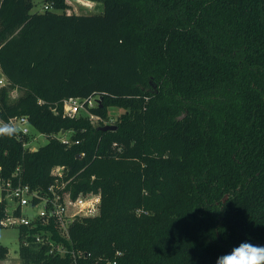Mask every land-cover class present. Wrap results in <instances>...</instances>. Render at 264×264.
Returning <instances> with one entry per match:
<instances>
[{
	"label": "trees",
	"instance_id": "trees-1",
	"mask_svg": "<svg viewBox=\"0 0 264 264\" xmlns=\"http://www.w3.org/2000/svg\"><path fill=\"white\" fill-rule=\"evenodd\" d=\"M46 1L57 11L0 0V120L27 116L49 138L33 150L0 135L2 176L20 168L44 191L65 166L74 197L102 201L64 239L77 261L22 226L21 264H216L264 245V0H102L99 13ZM93 95L102 119L124 109L116 129L65 114L66 99ZM5 216L0 200V227Z\"/></svg>",
	"mask_w": 264,
	"mask_h": 264
},
{
	"label": "built area",
	"instance_id": "built-area-1",
	"mask_svg": "<svg viewBox=\"0 0 264 264\" xmlns=\"http://www.w3.org/2000/svg\"><path fill=\"white\" fill-rule=\"evenodd\" d=\"M68 1V0H66ZM53 2L48 1L41 11L50 10L53 8ZM0 86L6 84L7 79L0 71ZM99 96H90L87 98L71 97L64 102L65 114L68 116H77L84 109L91 119L98 123L103 121L104 125L115 124L114 118L102 119L100 116L91 112V108L99 105ZM2 124H9L17 131L15 132L19 139L24 141V146L33 149L30 141V123L27 116L11 117L8 121ZM103 125V124H101ZM28 137V139H24ZM61 141L66 145L74 143L73 139L68 138V134L62 131L60 134ZM79 143V140L75 141ZM35 150V149H33ZM65 166H57L52 170L56 180L47 190L33 189L29 184L23 182L20 175V168L14 173L11 178L2 176V166L0 165V200L6 202V216L2 223L17 225L19 227L26 226L35 228L41 226L35 241L43 245H47L49 253L56 255H66L70 253L75 261L83 255L81 251L70 250L64 239L70 240V226L77 217L94 216L100 211L102 197L100 193H80L76 197L73 196L72 190L68 184L70 180L64 177L67 174ZM25 207L35 209L33 215L24 214ZM52 229L58 231L63 240L57 241L52 238ZM26 235V234H25ZM29 241L25 237L23 244L27 245ZM120 254V253H118ZM116 264V261L109 263Z\"/></svg>",
	"mask_w": 264,
	"mask_h": 264
},
{
	"label": "rangeland",
	"instance_id": "rangeland-1",
	"mask_svg": "<svg viewBox=\"0 0 264 264\" xmlns=\"http://www.w3.org/2000/svg\"><path fill=\"white\" fill-rule=\"evenodd\" d=\"M81 1H84L85 4H82L79 1L76 2V0H73L74 3L71 4V6L73 7L72 12L99 13L103 10L102 0H81ZM33 2H34L33 11H41L44 9V5L48 1L33 0ZM75 3H76V8H75ZM51 10H55V9L52 8ZM19 95H20L19 91L13 90L11 92V99L15 100ZM123 112H124V109L122 108L115 107V106L110 107L108 111L109 119L114 118L117 120L120 114H122ZM79 114L88 115L84 109H82L77 114V116ZM91 120L94 125L98 124L96 120L94 119H91ZM70 135L71 133H68V138H71ZM29 136H30L31 146L33 149H38L39 147L47 144V142L49 141V138L47 137V135L38 131L34 126H30ZM23 212L26 215H33L34 213H36V210L25 207ZM0 244L9 249V252L6 258L2 260L0 264H21L20 247L22 245V240H21V231H20L19 226L5 223L4 226L0 227Z\"/></svg>",
	"mask_w": 264,
	"mask_h": 264
},
{
	"label": "clouds",
	"instance_id": "clouds-1",
	"mask_svg": "<svg viewBox=\"0 0 264 264\" xmlns=\"http://www.w3.org/2000/svg\"><path fill=\"white\" fill-rule=\"evenodd\" d=\"M17 129L9 124L0 123V135H13ZM216 264H264V245L244 241L229 252L219 256Z\"/></svg>",
	"mask_w": 264,
	"mask_h": 264
},
{
	"label": "water",
	"instance_id": "water-1",
	"mask_svg": "<svg viewBox=\"0 0 264 264\" xmlns=\"http://www.w3.org/2000/svg\"><path fill=\"white\" fill-rule=\"evenodd\" d=\"M102 100H103V96H100L98 99L100 104H101ZM116 128H117V124H107V125L99 126V129L104 130V131L109 130V129H116Z\"/></svg>",
	"mask_w": 264,
	"mask_h": 264
},
{
	"label": "crops",
	"instance_id": "crops-1",
	"mask_svg": "<svg viewBox=\"0 0 264 264\" xmlns=\"http://www.w3.org/2000/svg\"><path fill=\"white\" fill-rule=\"evenodd\" d=\"M81 2L82 4H85L84 1H81V0H76V2ZM67 3L70 5V7L66 10L68 13H72L73 11V7L71 6V4H73V0H68ZM75 8H76V3H75Z\"/></svg>",
	"mask_w": 264,
	"mask_h": 264
}]
</instances>
